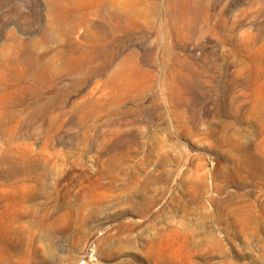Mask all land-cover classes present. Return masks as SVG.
<instances>
[{
	"label": "rangeland",
	"instance_id": "1",
	"mask_svg": "<svg viewBox=\"0 0 264 264\" xmlns=\"http://www.w3.org/2000/svg\"><path fill=\"white\" fill-rule=\"evenodd\" d=\"M0 264H264V0H0Z\"/></svg>",
	"mask_w": 264,
	"mask_h": 264
},
{
	"label": "bare ground",
	"instance_id": "2",
	"mask_svg": "<svg viewBox=\"0 0 264 264\" xmlns=\"http://www.w3.org/2000/svg\"><path fill=\"white\" fill-rule=\"evenodd\" d=\"M141 10H142V9H141ZM129 13L131 14V12H129ZM136 14H140V15H141V14H143V13L137 11ZM134 15H135V14H134ZM124 68H125V67H124ZM124 68H123V69H124Z\"/></svg>",
	"mask_w": 264,
	"mask_h": 264
}]
</instances>
